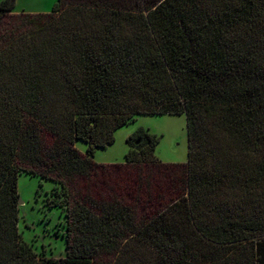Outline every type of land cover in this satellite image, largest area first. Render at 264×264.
I'll use <instances>...</instances> for the list:
<instances>
[{
    "label": "trees",
    "instance_id": "1",
    "mask_svg": "<svg viewBox=\"0 0 264 264\" xmlns=\"http://www.w3.org/2000/svg\"><path fill=\"white\" fill-rule=\"evenodd\" d=\"M15 5L0 2V264H264V0ZM164 114L186 115L187 162L143 129L125 162L95 160ZM21 173L60 189L65 257L23 239Z\"/></svg>",
    "mask_w": 264,
    "mask_h": 264
},
{
    "label": "rangeland",
    "instance_id": "2",
    "mask_svg": "<svg viewBox=\"0 0 264 264\" xmlns=\"http://www.w3.org/2000/svg\"><path fill=\"white\" fill-rule=\"evenodd\" d=\"M2 0H0L1 2ZM58 0H16L15 13L51 12ZM156 134L160 142L156 155L163 162L185 163L188 160V132L185 114L139 115L115 132V141L99 148L95 160L99 163H122L126 161L129 145L127 137L137 130ZM76 147L86 152L85 142L76 141ZM56 184L28 173H21L18 189L21 197L19 230L40 258H62L67 254L65 209L52 207L58 199ZM57 189V190H56Z\"/></svg>",
    "mask_w": 264,
    "mask_h": 264
}]
</instances>
